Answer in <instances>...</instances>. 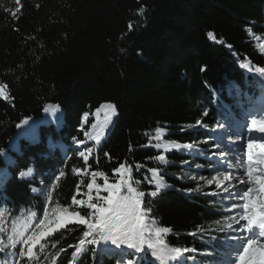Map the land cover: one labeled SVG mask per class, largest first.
I'll return each mask as SVG.
<instances>
[{"label": "trees", "instance_id": "obj_1", "mask_svg": "<svg viewBox=\"0 0 264 264\" xmlns=\"http://www.w3.org/2000/svg\"><path fill=\"white\" fill-rule=\"evenodd\" d=\"M17 7L15 0H0V83L11 97L0 99V212L7 213L0 224L10 229L15 218L42 215L60 171L65 176L52 190L53 205L70 206L78 184L83 195L77 198H86L92 171L115 182L113 169L126 163L145 192L154 189L150 169L163 175L169 187L145 201L158 225L172 229L168 243L189 250L188 264H218L226 250L234 261L236 244L223 243L230 231L219 230L234 210L228 213L224 197L210 194L217 189L192 181L209 178V162L173 151L165 166L152 159L160 150L150 145L158 127L168 133L164 140L199 144L207 132L198 120L212 127L228 112L238 118L251 100L264 97L257 71L264 68V54L254 42L264 41V0H20L21 11L13 16ZM106 103L116 106L117 115L94 146L82 135L94 129L95 113ZM46 106H58L56 127L40 121ZM24 119L38 122L37 137L18 133ZM78 151L89 155L86 174L73 172L85 167ZM185 162L201 166L192 180L183 178ZM28 168L35 170L31 179H19ZM33 187L43 195L33 194ZM84 230L73 224L55 233L34 264H56L60 248L65 251L58 264H118L114 257H94V245L73 258ZM0 237L6 242V234ZM147 259H153L150 253ZM5 260L11 264L0 253V264Z\"/></svg>", "mask_w": 264, "mask_h": 264}, {"label": "snow or ice", "instance_id": "obj_2", "mask_svg": "<svg viewBox=\"0 0 264 264\" xmlns=\"http://www.w3.org/2000/svg\"><path fill=\"white\" fill-rule=\"evenodd\" d=\"M15 3L18 7L12 13L13 16L21 11L20 0H15ZM138 12L143 14L144 9L141 8ZM131 28L130 23L129 29ZM208 36L210 39H215L211 32ZM260 50L264 52V45L260 46ZM241 66L251 70L249 63ZM257 71L261 77H264V68H257ZM0 99L5 101L11 99L7 85L3 83H0ZM101 110L105 111L106 117L103 126L93 125V128L98 130L91 136L86 133V137L94 140L96 144H100L105 135V129L117 115L116 106L111 103L101 104L97 113ZM49 111L59 122L58 106H46L45 112ZM204 114L207 115V112ZM247 116L252 118L248 120ZM28 124V119L21 120L17 128ZM196 125L206 130L207 135L203 143L209 144L210 149H214L211 155H205L207 150L193 143L164 140L163 137L168 133L166 129L158 127L153 137L156 143L150 146L160 150V154L152 159L166 166L168 164L166 154L173 151L183 153L187 150L188 155L203 156L216 174L211 178L201 176L200 179L208 186L214 184L217 190L225 194L224 198L230 205L226 206L225 211L231 213L233 210L242 209L237 215H229L226 218L228 222L219 229L224 231L226 228L230 231L223 242L228 248L232 247L229 241H236L240 243L242 250L236 252L234 261L227 259L231 253L226 250L225 259L218 261V264H264V97L259 107L253 106L250 102L245 125L235 121L230 112L212 127L200 120L196 122ZM244 126L247 127L248 133L247 150L244 157H240L235 155L240 149L239 145L231 141V136L235 134L237 139H240ZM238 128L241 129L239 133L236 131ZM253 133H259L261 137L254 138ZM74 140L77 144L83 143L76 138ZM129 150H132L131 146ZM88 151L90 152L91 149ZM229 154L235 156V164L244 170L243 176L247 177L246 180L242 177L237 179L239 173L234 175L233 163L228 159ZM78 155L83 158L85 167L73 168V172L77 175L86 174L90 168L89 155H86L84 151H78ZM226 164L227 167H225ZM200 167L197 165V169ZM139 168L140 166L137 165V170ZM34 172L33 168H28L22 170L19 176L31 177ZM150 172L151 178L148 183L154 185V189L145 192L139 189L140 181L133 179L132 169L126 163H120L113 169V174L119 177L115 182H110L109 177L102 171H92L91 179L87 182V199L77 198L83 195L78 184L77 195L73 196L71 205L64 206L59 203L53 205L52 200V190L56 188L60 178L65 176V172L60 171L55 175L51 190L47 193V203L43 205L42 215L38 211H31L24 218L13 219L10 229L0 224V234H6L7 237L6 242L0 237V253L11 257V264H34L40 253L48 247L49 238L60 230L67 229L69 225L75 224L84 226L85 230L83 237L74 248L73 258L84 253L86 245H94L96 246L92 249L94 257L100 255L114 257L118 264H157V262L158 264H188L184 253L189 250L174 247L168 243L166 237L172 229L158 225L152 217L151 207L145 201L146 196L155 198L162 190L169 187L158 169H150ZM97 178H102L103 184L97 183ZM32 191L43 195V189L33 187ZM210 194L216 196L220 192L214 191ZM84 208L88 211L82 214ZM6 216V212H0V221H3ZM37 219L38 223L33 224ZM217 224L220 222L218 221ZM234 225L237 227L234 228ZM51 246L55 248L57 245ZM64 251L65 249L60 248L53 257L56 264H58L60 253ZM149 253L153 259H147ZM5 264H8L7 260Z\"/></svg>", "mask_w": 264, "mask_h": 264}, {"label": "rangeland", "instance_id": "obj_3", "mask_svg": "<svg viewBox=\"0 0 264 264\" xmlns=\"http://www.w3.org/2000/svg\"><path fill=\"white\" fill-rule=\"evenodd\" d=\"M254 42H255V45L258 48H260L261 45H264V41H261V40H258V39H254ZM262 53L264 54V52H262ZM261 99L262 98L254 99L253 101L251 100V104L253 106H255V107H259L260 106ZM249 107H250V104L245 107V109L243 110L242 114L239 116L240 118H238L236 120V121L240 122L241 125H245V117H246V114H247V111H248ZM57 114L59 115V118H60L59 111H57ZM242 116H243V119H242ZM95 117L97 118V124L96 125L97 126H103V124L105 122V119H106V117H105V111L104 110H101L99 113L96 112L95 113ZM251 118H252L251 116H247V119L248 120H250ZM28 121H29V124L28 125H24L21 128H19L18 133L19 134H22L26 138L37 137L38 122L35 121V120L34 121L33 120H28ZM40 121L41 122H44L46 124H49V122L52 121L54 127H56L57 124H58V122L56 121V119L53 116V114H52L51 111H49L47 113L45 112L44 116L40 118ZM111 122H112V120H111ZM111 122L108 124L107 128L105 129V131L109 128ZM83 123L85 124V117L83 118ZM97 130H98V128L93 129L90 133H87V134L89 136H91ZM236 131H237V133H239V132H241V129L238 128ZM242 131H243V135H242V137L240 139H237V135H235V134L231 136V141L234 142L235 144L239 145V149L240 150H238L235 155L236 156H240V157H244V155L246 153V150H247V140H248L247 127L244 126L243 129H242ZM82 136H83V138L86 137V132H83V135ZM253 137L254 138H260L261 135H254ZM225 139H226V142H227L228 138L226 137ZM86 141L87 142L93 141V145L94 146H97L98 145V144H96V142L94 140L89 139L87 137H86ZM11 144H13V141H11ZM196 145H198L201 149H203L206 146V150H208V151H210V150L212 151L213 150L214 151V149H210V145H207V144H205L203 142H201L199 144H196ZM208 155H211V153H209ZM228 159H229V161H231L233 163L234 175H236V173H239V176H237V179H239L240 177H242L243 179L246 180L247 177L246 176H243V171L244 170L242 168H239V166H237L235 164V156L229 154ZM182 165L186 169L184 171V173H183V178L186 179V180H192L193 178H192L191 174L193 173L194 170H197V165H195V164L193 165L192 163H187V164L184 163ZM225 167H227V164L225 165ZM209 171H210L209 178H211L212 175H215L216 174V173H214L211 170V168H209ZM27 178H30V177L21 178V179H27ZM90 179H91V177H90ZM194 179L195 180H192V181H198V182L200 181V183H201L200 185H202V186L216 189L214 184L212 186H208L200 178H194ZM217 191L220 192V194L218 195L219 197H225V194L221 190H217ZM86 193H87V187H86ZM35 194H37V193H35ZM93 195H94V193H93ZM86 199H87V195H86L85 200ZM225 201L228 203V201L226 199H225ZM240 211H242V209L234 210V214L233 215H237V213L240 212ZM233 234H235V233H233ZM242 242H243V237L241 238V243ZM234 243L236 244L237 251L242 250L240 248V243H237L236 241H234Z\"/></svg>", "mask_w": 264, "mask_h": 264}]
</instances>
